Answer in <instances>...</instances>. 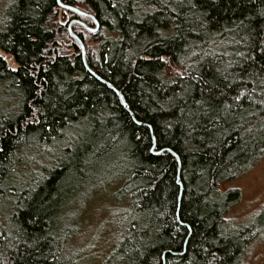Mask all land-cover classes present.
Wrapping results in <instances>:
<instances>
[{"label":"trees","instance_id":"obj_1","mask_svg":"<svg viewBox=\"0 0 264 264\" xmlns=\"http://www.w3.org/2000/svg\"><path fill=\"white\" fill-rule=\"evenodd\" d=\"M5 17L0 264H79L61 214L101 170L128 201L103 264H245L264 207L235 223L220 187L264 159V0H11Z\"/></svg>","mask_w":264,"mask_h":264},{"label":"rangeland","instance_id":"obj_2","mask_svg":"<svg viewBox=\"0 0 264 264\" xmlns=\"http://www.w3.org/2000/svg\"><path fill=\"white\" fill-rule=\"evenodd\" d=\"M10 1L0 0V29L3 28L6 7ZM1 54L10 62L12 69L17 68L8 55ZM167 65L169 75L178 72L170 60ZM2 102L3 96L0 92V103ZM67 144L69 142L57 145L58 149L54 150L53 156L50 153L47 159L40 158L42 162L35 163L34 169L30 167V172L26 168H21L20 174L26 175L23 178L28 182H31L34 175L41 179L42 165L46 162L50 164L56 162L62 156V147ZM114 174L116 171H94L83 178V181H74L82 188H77L66 200L61 218L75 234L72 242L78 247L79 264H103L104 258L109 257L108 253L114 247L115 242H111L120 234L122 221L119 220V215L128 201L124 194L121 196L125 201L117 199V195L122 191V181L115 183ZM229 190H238L240 193V202L230 210L229 219L241 225L247 224L264 207V159L248 173L220 187L221 192L226 193ZM245 264H264V243L258 241L253 245Z\"/></svg>","mask_w":264,"mask_h":264},{"label":"water","instance_id":"obj_3","mask_svg":"<svg viewBox=\"0 0 264 264\" xmlns=\"http://www.w3.org/2000/svg\"><path fill=\"white\" fill-rule=\"evenodd\" d=\"M70 10L75 11V12H77V13H80V14L83 15V16L91 17L92 19H94V20H95V23H96V28H95V29H91V31H92V32H97V31L99 30V23L97 22V20H96L92 15H90V14H88V13H83V12H81V11H79L78 9H75V8H70ZM72 24H73V23H70L69 26L71 27ZM70 31H71V28H70ZM73 36H74V37L79 41V43L81 44V47H82V56H83V60H84L85 67L87 68V70H88L92 75L96 76L95 73L91 70V68H90L89 65L87 64L86 56H85V55H86V53H85L86 51H85V48H84L83 43L81 42V40H80L77 36H75V35H73ZM119 94H120V96L122 97L121 93H119ZM122 101H123L125 107L128 108V105H127V103L125 102V100L123 99V97H122ZM178 183H179V185L181 186V192H182L183 187H182V183H181L180 178L178 179ZM163 259H164L163 264H165V256H163Z\"/></svg>","mask_w":264,"mask_h":264},{"label":"bare ground","instance_id":"obj_4","mask_svg":"<svg viewBox=\"0 0 264 264\" xmlns=\"http://www.w3.org/2000/svg\"><path fill=\"white\" fill-rule=\"evenodd\" d=\"M68 10H70V8H74V7H71V6H68V7H66ZM75 9H77V8H75ZM79 10V9H78ZM70 11H72V10H70ZM79 11H81V10H79ZM73 12H75V11H73ZM81 12H83V11H81ZM75 13H77V12H75ZM84 13V12H83ZM77 14H80V13H77ZM81 15V14H80ZM77 22H79V21H77ZM73 23V22H72ZM70 25V24H69ZM72 26V25H71ZM70 26H69V31H70ZM89 30H91V29H89ZM70 34H72V30L70 31ZM72 35H74V34H72ZM76 36V35H75ZM74 37V36H73ZM75 38V37H74ZM76 39V38H75ZM77 40V39H76ZM78 41V40H77ZM79 42V41H78ZM81 42H82V40H81ZM83 43V42H82ZM80 44V43H79ZM84 45V44H83ZM80 46H81V44H80ZM85 48V47H84ZM81 50H82V47H81Z\"/></svg>","mask_w":264,"mask_h":264},{"label":"snow or ice","instance_id":"obj_5","mask_svg":"<svg viewBox=\"0 0 264 264\" xmlns=\"http://www.w3.org/2000/svg\"><path fill=\"white\" fill-rule=\"evenodd\" d=\"M216 2V0H213V3H215Z\"/></svg>","mask_w":264,"mask_h":264}]
</instances>
